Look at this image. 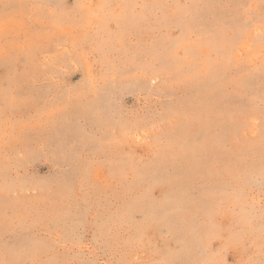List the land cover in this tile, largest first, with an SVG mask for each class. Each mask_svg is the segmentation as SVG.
<instances>
[{
	"label": "rangeland",
	"instance_id": "1",
	"mask_svg": "<svg viewBox=\"0 0 264 264\" xmlns=\"http://www.w3.org/2000/svg\"><path fill=\"white\" fill-rule=\"evenodd\" d=\"M0 264H264V0H0Z\"/></svg>",
	"mask_w": 264,
	"mask_h": 264
}]
</instances>
